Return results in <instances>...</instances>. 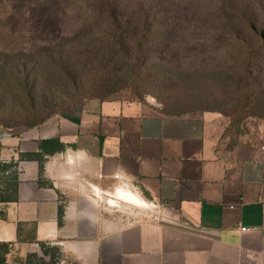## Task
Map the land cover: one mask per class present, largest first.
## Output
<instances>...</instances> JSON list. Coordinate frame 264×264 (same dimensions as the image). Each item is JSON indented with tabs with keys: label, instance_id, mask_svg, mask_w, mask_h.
I'll return each mask as SVG.
<instances>
[{
	"label": "crops",
	"instance_id": "crops-1",
	"mask_svg": "<svg viewBox=\"0 0 264 264\" xmlns=\"http://www.w3.org/2000/svg\"><path fill=\"white\" fill-rule=\"evenodd\" d=\"M78 116L3 140V162L42 140L65 145L41 174L18 164L17 201L0 221V241H20L12 257H43L35 239L59 249L58 264H264V156L224 151L219 114L112 100ZM123 194L158 214L124 219L108 205Z\"/></svg>",
	"mask_w": 264,
	"mask_h": 264
},
{
	"label": "rangeland",
	"instance_id": "rangeland-1",
	"mask_svg": "<svg viewBox=\"0 0 264 264\" xmlns=\"http://www.w3.org/2000/svg\"><path fill=\"white\" fill-rule=\"evenodd\" d=\"M18 1L17 8L27 6L33 16H5L10 7L1 3L0 28L39 19L40 25L46 26L33 32L34 41L50 34L54 13L64 16L63 8L79 4L78 0ZM166 2L173 9L172 19H157L146 36L131 33L126 37L129 45L135 46L127 56L104 53L90 58L93 56L77 52L64 70L36 67L31 75L33 90L28 96L4 93L0 99V161L3 140L34 129L28 125L38 118L36 114L44 113L47 119L62 118L112 100L150 104L170 114L217 113L223 121L219 146L224 151L264 156V0ZM252 26L256 35L249 31ZM164 30L167 32L162 33ZM78 41L67 45L75 50V44L83 49L81 46L89 41L110 43L98 34L82 35ZM246 65L259 71L258 91L237 83ZM250 94H255V100L249 99ZM111 201L110 208L126 220L151 212L118 199Z\"/></svg>",
	"mask_w": 264,
	"mask_h": 264
},
{
	"label": "trees",
	"instance_id": "trees-1",
	"mask_svg": "<svg viewBox=\"0 0 264 264\" xmlns=\"http://www.w3.org/2000/svg\"><path fill=\"white\" fill-rule=\"evenodd\" d=\"M19 2L18 0H15V2L0 0V4L10 7L9 12H5V16L21 13L33 16L34 12L28 11L27 6L22 9L17 8L18 5L16 4H19ZM78 3L76 7L72 3L74 8H63L64 16L54 13L50 29L53 33L49 30L50 34H44L39 41L32 40L34 38L32 37L33 32L35 30L41 31L42 27L45 28L46 26L40 25L39 19H31L30 22L26 20L23 25L17 24L13 27L0 28V99L7 91L15 92L18 96L23 94L28 96L33 90L31 75L35 72L36 67L39 65L52 66L60 71L64 70L69 65V61L75 59L77 52L80 55L93 56L90 58H97V56L104 53L107 56H127L131 50L134 51L135 46L129 45L126 37H129L131 33L146 36L157 19L162 17L172 19L170 15L173 9L166 0H127L126 2L124 0H78ZM58 10L61 11V8ZM20 28H23V34L18 32ZM249 31L253 35L257 33L253 26L250 27ZM261 31H264V28ZM161 32L166 33L167 31ZM96 34L106 36L110 43L104 45L102 42L89 41L85 45L81 43L83 49L75 44V50L67 45L68 43L73 45L80 42L78 39L82 35L92 36ZM135 51H137V48ZM134 60L137 59L134 58ZM241 70L244 74L238 78L239 87L245 84L251 86L252 89L254 87V90L258 91L256 86L261 80L258 79L256 73L259 71L254 67L249 68L247 65ZM248 97L252 100L256 98L255 94H250ZM36 115L38 118L30 122L28 127H37L48 120L47 115L44 113ZM78 115L64 114L62 118L78 123ZM38 146V153L20 154L17 161H0V221L5 219V212L1 206L17 201L19 162H38L41 174L44 156L65 149V145L57 139L39 141ZM58 215L61 219L62 208L59 209ZM18 242L6 243L0 241V264H58L60 259L59 249L47 247L43 243L36 242L35 239L30 243L39 245L43 257L33 253L23 257H12L11 252ZM9 256L10 261L8 260ZM45 257L47 261L44 259Z\"/></svg>",
	"mask_w": 264,
	"mask_h": 264
},
{
	"label": "bare ground",
	"instance_id": "bare-ground-1",
	"mask_svg": "<svg viewBox=\"0 0 264 264\" xmlns=\"http://www.w3.org/2000/svg\"><path fill=\"white\" fill-rule=\"evenodd\" d=\"M121 199L125 201V203H130L134 206L141 207L140 201L131 194H123L121 195Z\"/></svg>",
	"mask_w": 264,
	"mask_h": 264
},
{
	"label": "built area",
	"instance_id": "built-area-1",
	"mask_svg": "<svg viewBox=\"0 0 264 264\" xmlns=\"http://www.w3.org/2000/svg\"><path fill=\"white\" fill-rule=\"evenodd\" d=\"M148 210H150L151 212H153L154 214H158V210H157V207H153V206H148L147 207ZM241 231H247L246 229H242Z\"/></svg>",
	"mask_w": 264,
	"mask_h": 264
}]
</instances>
